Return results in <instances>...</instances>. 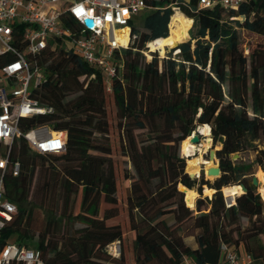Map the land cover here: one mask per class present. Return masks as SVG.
<instances>
[{"label":"trees","instance_id":"1","mask_svg":"<svg viewBox=\"0 0 264 264\" xmlns=\"http://www.w3.org/2000/svg\"><path fill=\"white\" fill-rule=\"evenodd\" d=\"M165 2L171 6L155 8ZM144 9L148 13L140 26L132 25L134 38L122 51L123 68L109 93L101 72L74 52L57 46L37 57L44 80L33 96L53 111L20 118L19 128L48 125L64 131L65 148L40 154L23 137L11 143L4 194L17 211L0 231V246L10 240L36 248L44 264H127L126 232L115 220L121 208L108 156L112 146L103 138L110 127L106 96L111 95L121 153L133 169L123 174L132 264H180L184 258L218 264L223 244L242 246L264 262V189L248 188L230 207L221 191L246 184L250 172V165L232 155L253 149L255 162L264 167V42L248 54L241 47L245 31L264 37V0H242L237 9L199 7L197 0H147ZM180 11L188 18L185 24L170 20L172 14L180 18ZM169 34L179 43L177 52L159 57L151 51L146 59V43L151 50ZM201 124L210 126L220 146L221 173L212 182L190 177L179 155V145ZM6 150L0 143V154ZM14 161L18 175L11 173ZM204 184L215 191L206 199L208 211L195 212L194 201L186 199L194 197L185 198L181 190L197 186L201 192ZM189 226L196 229L195 246L181 234ZM114 241L120 243L119 256L107 251Z\"/></svg>","mask_w":264,"mask_h":264},{"label":"built area","instance_id":"2","mask_svg":"<svg viewBox=\"0 0 264 264\" xmlns=\"http://www.w3.org/2000/svg\"><path fill=\"white\" fill-rule=\"evenodd\" d=\"M147 0H0V143L7 150L0 154V231L17 211L16 204L5 197L4 176L8 154L15 138L23 137L37 153H60L65 148V132L48 125L21 131L19 120L53 111L33 96L44 80L37 57L46 49L60 47L72 51L84 62L97 68L106 92L112 91V79L122 70L123 49L133 38L132 25ZM164 2L165 0H155ZM177 1V0H175ZM188 2L189 0H179ZM242 0H197L199 7L220 5L237 9ZM159 4L165 8L170 4ZM174 12L177 7H173ZM73 22H68L67 17ZM90 19L92 25L86 24ZM155 41V40H153ZM149 42L142 50L151 58ZM177 50H175V53ZM93 76V75H91ZM84 76H82L83 78ZM20 165L14 161L11 173L18 175ZM225 206L235 204V196L224 198ZM112 256H119V241L107 246ZM185 261L187 258H184ZM255 259L225 244L221 245L218 264H252ZM22 262L44 264L40 251L10 240L0 246V264ZM187 264H194L191 260Z\"/></svg>","mask_w":264,"mask_h":264},{"label":"rangeland","instance_id":"3","mask_svg":"<svg viewBox=\"0 0 264 264\" xmlns=\"http://www.w3.org/2000/svg\"><path fill=\"white\" fill-rule=\"evenodd\" d=\"M176 10H178V9H176ZM147 13H148L147 9L141 10L137 15L134 24L140 26L141 20L143 19V17ZM238 19L240 21L244 20L241 16H238ZM172 35L173 34H169L168 36H171V38H172ZM241 37H242L241 47L243 49L244 54H248V52L251 48L258 45L259 43L264 42V37L259 36V35H255L252 33H248L246 31L242 33ZM175 41L178 43L177 40H175ZM168 48L169 47L166 46V49H165L163 54L160 53L159 48H156L154 51H156V54L159 57H163L169 52ZM174 53L175 52H173V54ZM145 58L147 59L146 56H145ZM106 107H107L108 120L110 123V127H109L108 133L103 138H106L112 146V152L108 156L111 157L113 164H114V167H115V170H116L117 183H118V192H117L116 204L119 205V207L121 208V212L115 218V220L123 225L124 230L126 232L125 238L123 240L122 248H123V252H124L126 259H127V264H132L131 240L133 238V233H132V230L130 229V226H129V223H128V220L126 217V213H125V206H124L126 195H127V190H128V188H127L128 182H127V180H125L123 178V174H124L125 170H127V172L129 174H131L133 172V169H132V166L129 163V160L127 159V157L121 153L120 135H119L118 129L116 128V125H115V123H116V110H115V106H114L113 99H112L111 95L106 96ZM196 129H198V127ZM199 136H200V141L198 144L201 143V146H200V150L198 152H196V156L200 160L198 170L193 172L190 169H188V163H187L188 160L187 159L189 156H187V154L183 150L184 149L183 148V142L181 143V149H180V145H179V155L185 159V163H186L185 168L187 169V172H191L194 175L200 173L199 176H196L194 178L199 179L201 177V175H203L205 180H209V182H212L216 178V176L206 175V168H205L204 163L209 162L208 157H207L208 151L211 149L216 150L220 146L218 143L214 144L212 137H211V133H210V140L208 142L205 141V139H204L205 136H202L201 134ZM198 144H195V145H198ZM259 148H261V146ZM1 149L2 150L4 149L3 144H1ZM93 153L102 154V153L97 152V151H94ZM256 154H257V151H255L253 149H247L245 151H242V152H239L235 155H232V157H231L232 160H238L241 164L251 166L250 170H249L250 171L249 175L247 176L248 178L245 181L246 185L251 180V177L253 175H256V173H257V177L259 178V180L264 182V167H262L261 165H258L255 162L254 159H255ZM46 163H47V161H46ZM212 163L217 164L218 159L217 158L213 159ZM213 164H211L210 166H212ZM233 185L238 187V184H233ZM206 188H210V187L207 184H204L202 186L201 192L198 191L197 186L194 187L193 189L189 188L190 190H194L196 192V195L194 196L193 199H187L190 201H194L192 207L195 209V212H200V211L206 212L209 209V206L206 203V199H208L212 194L205 192ZM259 188L264 189V187H259ZM187 190H188V188H184L185 198L187 196V192H186ZM222 193H223L224 198H226L225 193L223 191V188H222ZM239 193H240V188H239ZM235 196H237V195H235ZM199 200H200V203L198 202ZM184 202H185V200H184ZM185 205H186V202H185ZM101 206H106V204L104 202H102ZM75 209H77V207H75ZM181 212H182L181 213L182 215L185 214L183 211H181ZM42 215L45 216V212H42ZM36 224H37V221H36ZM75 225L79 226V223H76ZM195 232H196V229L192 226H189L188 228H185L181 232V234L183 235V238L185 239V241L188 244L192 245L193 243H195V241H194Z\"/></svg>","mask_w":264,"mask_h":264},{"label":"bare ground","instance_id":"4","mask_svg":"<svg viewBox=\"0 0 264 264\" xmlns=\"http://www.w3.org/2000/svg\"><path fill=\"white\" fill-rule=\"evenodd\" d=\"M178 14H179L180 18H173V15H171L170 20L176 21L178 24H185L188 21V18L185 15H183L181 12H179ZM170 24L171 23H169L168 25H170ZM176 44H178V43L174 40V34H173L172 38H171V36H167V37H164L162 39L156 40L154 42L153 48L151 50H155L156 48H159L160 53L163 54L165 49H166V46H168L170 48V47L175 46ZM198 131L200 132V134L202 136H205L204 139L206 142H208L210 140V126L208 124L199 125ZM189 138H190V136H188L184 140V142H183V148L184 149L183 150L187 154V156H189L187 159L188 160V162H187L188 163V169L195 172L199 168L200 160L197 158L196 152H198L200 150L201 143L198 145H195V144L190 142ZM208 160H209L208 163H204L206 169L211 164H213L212 163L213 159H208ZM188 173H191V172H188ZM257 179H258V187H264V182L260 181L258 177H257ZM239 188H240L239 184H238V187H236L234 185H229V186H224L223 191H224L226 197L231 198L235 195L241 194L242 191L240 188V193H239ZM213 191H214L213 188H206L205 189V192H207L209 194H212ZM186 192H187V196L191 197V198L196 195V192L194 190L188 189ZM186 199H188V198H186Z\"/></svg>","mask_w":264,"mask_h":264},{"label":"water","instance_id":"5","mask_svg":"<svg viewBox=\"0 0 264 264\" xmlns=\"http://www.w3.org/2000/svg\"><path fill=\"white\" fill-rule=\"evenodd\" d=\"M240 16L242 18L244 17V15H240ZM85 22L89 26L92 25V21L90 19H86ZM178 44H176L173 47L168 48L169 51L177 49L178 48ZM199 135H200V132L198 131V129L194 130L191 133V135H190V138H189L190 142L193 143V144H198L199 141H200V136ZM216 150L211 149V150L208 151V155H207L208 159H216ZM220 173H221V170H220V167H219V164L218 163L217 164H213L212 166H209L206 169V175H212V176L218 177L220 175ZM199 174L200 173L194 175V174L189 173V176L193 178V177L199 176ZM239 186L241 188L242 193L246 192L248 190V188L255 189V188L258 187V179H257L256 175H253L251 177V180L249 181V183L247 185L244 184V183H239ZM193 188L194 187H192V189ZM181 191L184 194V191L183 190H181ZM214 191H215V189H214ZM221 191H222V189H221Z\"/></svg>","mask_w":264,"mask_h":264},{"label":"crops","instance_id":"6","mask_svg":"<svg viewBox=\"0 0 264 264\" xmlns=\"http://www.w3.org/2000/svg\"><path fill=\"white\" fill-rule=\"evenodd\" d=\"M256 176H257V173H256ZM192 246H195V243H193ZM236 251H238L239 253H244V249H243L242 246L238 247V248L236 249ZM189 260H190V259H188V258L186 259V261H185V259H184L180 264H187ZM252 264H264V262H262L260 259H255V260L252 262Z\"/></svg>","mask_w":264,"mask_h":264}]
</instances>
